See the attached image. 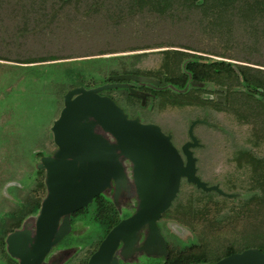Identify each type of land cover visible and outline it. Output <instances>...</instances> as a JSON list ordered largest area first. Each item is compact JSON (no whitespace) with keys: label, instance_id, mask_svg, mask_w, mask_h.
<instances>
[{"label":"trees","instance_id":"1","mask_svg":"<svg viewBox=\"0 0 264 264\" xmlns=\"http://www.w3.org/2000/svg\"><path fill=\"white\" fill-rule=\"evenodd\" d=\"M63 15L67 24L93 17L94 26L87 28L93 32H89L92 40L97 34L98 39L117 43L105 45L112 46L108 48L102 44L97 52L90 54H82L78 50L69 57L43 59L40 55H28L32 53L31 49H36V37L45 34L50 26L54 27L53 22L59 21ZM136 18L141 21L151 19L150 23L159 26L157 32H166L168 28L162 30L160 25L170 23L172 31L184 30L189 34L163 45L151 27L139 29L140 35H129L130 28L120 22L129 24ZM113 23L115 26H111ZM113 28H117L116 35L124 31L125 36H115L110 32ZM137 40H140L139 45H136ZM1 43L0 48L3 47L5 55L0 54V61L5 62L0 64L21 70V77L9 89L0 90V101L11 98L15 89L35 82L65 84V92L77 86L88 89L120 82L125 86L108 88L100 94L114 100L128 118L140 119L142 115L145 118L143 122H153L149 118L153 112L186 109L204 117L214 109L226 112L238 125L247 126L246 144L239 145L231 157L234 173L227 179L231 185L226 188L221 185L226 193L239 196L246 192V199L237 210L231 206V214L223 219L214 218L210 216L213 211L210 208L211 193L190 184L197 192H193V202L182 210L173 211L175 216L170 220L187 229L198 224L201 232L198 235L192 232L186 241L178 238L175 243L168 241V245L196 247L197 254L193 260L210 264L246 248H258L264 252L262 239L240 248L227 243L223 245L222 252L209 255L205 249L207 237H204V233L211 229L217 231L230 224L228 227L233 229L236 216H251L257 211L264 213V0H0ZM125 43L128 44L125 50H115L117 47L114 46ZM163 47L166 49H161ZM151 48L161 49L154 51L153 54L160 57L151 69L136 66L146 52L115 54ZM67 58L77 59L58 61ZM118 74H133L159 82L164 79V83L159 87L148 81H113L108 78ZM130 89H134L136 94ZM214 93L224 94L225 101L214 97ZM244 171L247 173L240 181ZM237 172L240 173L238 177ZM238 181L242 192L235 188ZM182 184L189 183L183 181ZM214 194L226 200L236 199ZM169 211H172L171 207L161 217Z\"/></svg>","mask_w":264,"mask_h":264},{"label":"rangeland","instance_id":"2","mask_svg":"<svg viewBox=\"0 0 264 264\" xmlns=\"http://www.w3.org/2000/svg\"><path fill=\"white\" fill-rule=\"evenodd\" d=\"M70 16V15H69ZM71 17V16H70ZM66 16H62L59 21H54V27L45 34H40L35 39L36 49H31V56L40 55L43 59H51L55 57L74 56L79 52L82 54H90L97 52L99 46L112 47L105 45H113L117 42H112L98 39V35H94V41L90 37L91 28L94 23L93 17L80 20H74L70 23H65ZM75 18V17H71ZM69 19V18H68ZM87 20V21H86ZM99 22V21H96ZM150 20L141 21L136 18L134 22L121 23L127 28L130 34L140 35L139 29L151 27L155 30L160 38L158 42L163 45L167 42H175L181 36L189 34L187 31L178 30L172 31L170 23L162 24L160 27L168 30L166 32H157L158 27L150 23ZM70 25V26H69ZM181 25V24H180ZM91 26V27H90ZM111 26H115L113 23ZM166 26V27H164ZM53 29V30H51ZM92 29V28H91ZM117 28H113L112 32L115 36H125L123 31L116 35ZM172 31V32H171ZM90 32V33H89ZM127 32V31H126ZM108 33V32H107ZM112 33H108L113 36ZM93 34V32L91 33ZM109 35V37H110ZM93 37V36H92ZM117 39V38H116ZM139 39H142L141 37ZM123 42V41H120ZM3 43V42H2ZM1 43L0 46L3 44ZM5 43V41H4ZM138 43V44H137ZM140 44V40L136 41V45ZM127 43L122 44L115 50H125ZM80 46V47H79ZM166 49V48H161ZM159 48H151L136 51L117 52L115 54H133L146 52L145 56L141 57V61L136 63V66L141 69H151L159 62V54H153L154 51L161 50ZM190 53H198L187 50ZM0 54L5 55L3 47L0 48ZM20 53H18L19 55ZM104 54L103 56H108ZM208 57L214 58L212 55L205 54ZM77 58H67L58 61H67ZM140 59V58H139ZM5 62V61H0ZM9 64H0V90L9 89L21 77V70L17 71ZM97 80L95 81V83ZM99 86V85H98ZM65 84L57 85L54 83H33L25 88L15 89L14 95L10 98L0 101V196L6 195L10 189L18 185H26L35 181L38 168V157L53 149V145L49 138V131L53 121L58 117L63 105V95L65 93ZM223 98L224 94H220ZM194 110H175V112H153V122L159 124L161 129L172 133L173 141L180 145L186 138V130L189 121L193 118H201ZM140 121L145 119L142 115ZM230 115L226 112H218L215 114L206 115L207 122L210 125L201 123L197 124L193 133L197 137L200 146L194 148L193 156L196 158L197 174L202 181L212 184L219 182L223 188L229 187L231 182L227 179L230 174L234 173V164L231 162L233 152L239 145L246 144L245 140L248 137V127L238 125L235 120L230 119ZM247 172L240 175L237 172V177L240 175V181L244 178ZM238 181L235 188L242 192L239 188ZM239 185V186H238ZM245 191V190H243ZM195 189L190 184L181 185V189L177 198L171 205L172 211L166 213L160 219V228L163 235L169 242H176V238L187 240L193 234H199L201 229L198 224H193L192 228L188 229L184 225L171 221L175 216L173 211L184 209L185 205L192 203ZM246 192H242L239 196H235V200L222 199L220 196L211 193L210 208L213 209L210 216L214 218H224L229 214V209H238L242 202L246 199ZM219 209L217 213H214ZM251 216H236L237 221L232 225L233 229L222 227L217 231L210 230L204 233L205 246L209 255L220 253L224 250L223 245L227 243L233 244L236 248L252 245L255 241L264 239V213L259 212ZM214 213V214H213ZM231 214V213H230ZM233 214V213H232ZM234 217V218H236ZM250 217V218H249ZM228 219L230 217L228 216ZM191 230V231H190ZM215 252V253H214ZM2 264V262H0Z\"/></svg>","mask_w":264,"mask_h":264},{"label":"water","instance_id":"3","mask_svg":"<svg viewBox=\"0 0 264 264\" xmlns=\"http://www.w3.org/2000/svg\"><path fill=\"white\" fill-rule=\"evenodd\" d=\"M108 78L113 81L142 80L154 85L160 83L133 74ZM119 86L125 85L116 82L88 89L77 86L64 93L62 108L49 131L56 150L52 156H42L38 163V168L45 170L48 190L41 213H53L55 210L58 216L63 212H74L109 187L111 181L116 194L126 183L123 158L131 164L137 208L127 220L109 232L99 252L105 245L115 243L123 227L139 229L144 224H148L149 233L143 245L153 249L159 247L163 252L165 242L157 221L177 197L182 178L203 192L215 191L228 198L236 194L226 193L218 185H207L196 175V158L191 149L199 143L193 127L204 120L191 121L187 129L189 140L181 145L179 152L171 141L170 133H164L155 123H143L138 117L128 118L114 100L100 94L102 90ZM130 91L136 94L134 89ZM221 101L224 102L225 97ZM102 132L111 136L113 141H109ZM22 233L8 236V250L12 256L20 258V264H32L33 252L25 254L11 247V239ZM212 264H264V252L258 248H246Z\"/></svg>","mask_w":264,"mask_h":264},{"label":"flooded vegetation","instance_id":"4","mask_svg":"<svg viewBox=\"0 0 264 264\" xmlns=\"http://www.w3.org/2000/svg\"><path fill=\"white\" fill-rule=\"evenodd\" d=\"M161 82L159 87L162 86ZM213 95L222 100L220 95L216 93ZM215 113L216 110L210 109L207 114L211 116ZM207 114L201 118L191 119L188 127L191 121L196 119L204 120L201 123L208 124ZM96 131L101 132L99 128H96ZM103 134L109 141H113L111 136ZM170 134L173 145L180 152L181 145L189 140L187 130V138L180 145L174 143L172 133ZM50 141L53 149L41 154L38 163L42 156H52L55 152L56 146L51 139ZM194 148L191 149L192 154ZM121 162L126 177L125 185L115 194V185L111 181L109 187L74 212H63L58 216L55 210L53 213H41L43 201L48 194L45 170L41 168H37L39 170L34 182L25 186L20 184L10 189L6 195L0 196V262L20 264V258L12 256L8 250V236L15 232H23L16 239H11V247L25 254L33 252L32 264H210L193 260L197 254L196 247L168 245V240L160 228L161 217L157 221V226L165 242L163 252L159 247L153 249L151 246L143 245L149 233L148 224L140 226L139 229L123 227L115 243L105 245L99 252V247L109 232L127 220L136 211L138 204L132 182L131 164L123 158ZM196 175L198 176L197 169ZM183 181L185 178L180 181L179 191ZM191 185L195 187L194 184ZM207 185H218L222 189L219 182Z\"/></svg>","mask_w":264,"mask_h":264}]
</instances>
